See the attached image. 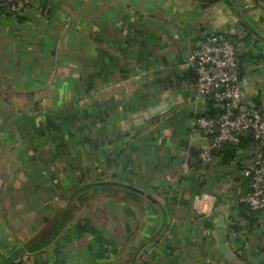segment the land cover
Instances as JSON below:
<instances>
[{"label":"crops","instance_id":"crops-1","mask_svg":"<svg viewBox=\"0 0 264 264\" xmlns=\"http://www.w3.org/2000/svg\"><path fill=\"white\" fill-rule=\"evenodd\" d=\"M25 1L0 11V264H264L251 142L201 161L190 62L231 37L264 112V0Z\"/></svg>","mask_w":264,"mask_h":264},{"label":"built area","instance_id":"built-area-1","mask_svg":"<svg viewBox=\"0 0 264 264\" xmlns=\"http://www.w3.org/2000/svg\"><path fill=\"white\" fill-rule=\"evenodd\" d=\"M25 0H0V11L14 16L24 9ZM195 94L213 103L216 114L199 113L193 127L207 136L209 146L200 152L202 162H211L213 152L224 145L240 147L251 142L250 162L242 168L247 190L239 201L253 212H264V112L251 107L241 86V61L235 42L224 33H212L198 42L190 58ZM239 151L240 148H238Z\"/></svg>","mask_w":264,"mask_h":264},{"label":"trees","instance_id":"trees-1","mask_svg":"<svg viewBox=\"0 0 264 264\" xmlns=\"http://www.w3.org/2000/svg\"><path fill=\"white\" fill-rule=\"evenodd\" d=\"M198 1L202 6H210L212 4L221 2V1H227V0H196ZM213 105L212 102L209 103V115H213V111H212ZM234 149H236L235 146L233 145H224L222 147V149L213 152V155L216 156H221L223 158V160L226 162L230 159H232L233 155H234Z\"/></svg>","mask_w":264,"mask_h":264},{"label":"water","instance_id":"water-1","mask_svg":"<svg viewBox=\"0 0 264 264\" xmlns=\"http://www.w3.org/2000/svg\"><path fill=\"white\" fill-rule=\"evenodd\" d=\"M249 105H250L251 107H255L252 103H249ZM224 233H225V232H224V229H222L221 232H220V236L222 237L223 240L225 239Z\"/></svg>","mask_w":264,"mask_h":264}]
</instances>
